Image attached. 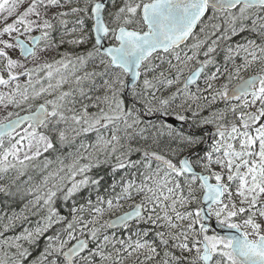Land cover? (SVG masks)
<instances>
[{
  "label": "snow or ice",
  "instance_id": "6c2138e0",
  "mask_svg": "<svg viewBox=\"0 0 264 264\" xmlns=\"http://www.w3.org/2000/svg\"><path fill=\"white\" fill-rule=\"evenodd\" d=\"M116 3L0 0V264H264V0Z\"/></svg>",
  "mask_w": 264,
  "mask_h": 264
},
{
  "label": "trees",
  "instance_id": "16d2710c",
  "mask_svg": "<svg viewBox=\"0 0 264 264\" xmlns=\"http://www.w3.org/2000/svg\"><path fill=\"white\" fill-rule=\"evenodd\" d=\"M120 6V0H117L116 3V7L118 8ZM109 10L115 11L116 8H113L111 6V4L109 5ZM89 27L91 26V22L88 21ZM109 42H114V41H109ZM71 50L70 52H77L79 54H84L85 51L90 48V46L88 45H83L80 46L78 48H74L73 46L69 45ZM88 66L93 67V68H97L99 71L103 70V65L99 64V59L97 58L94 61H89ZM98 71V72H99ZM99 77H97V80L99 81ZM127 100V98H126ZM73 151L72 148H67V149H62L61 152H55V153H50V154H46L49 155L50 158H53L55 156L61 155V153H63L64 155L67 154V152ZM43 159V157H41V160ZM56 165L53 164L52 167H55ZM34 170L33 169H29V172L32 173ZM102 171H107V169H103ZM26 179V177H22L21 180ZM0 183H2V181H0ZM19 183V182H18ZM13 191L15 192V188H13ZM81 195H84V193H81ZM32 197H25L23 200L20 199V194H16L13 196H6L3 193H0V217H3V220H0V224L7 222V217L12 216L13 213H17L19 214L22 210H23V206L25 203H27L28 200H30ZM79 202H83L82 200H80ZM71 204V201L65 203L62 199H57L56 203H55V207L58 209L59 213L61 215L64 216H68L69 213V206ZM125 209H127V207H125ZM124 209V210H125ZM32 211H35V209H33ZM120 211H117L116 213H118ZM26 215H28L29 217V222H26L24 224L25 227H33L35 226V222L40 218V216H43L45 214V212H40V216H35V215H31L28 212H25ZM108 217H106L107 219ZM58 228V226H57ZM57 230L56 228H54L52 231ZM11 234V233H10ZM51 234V233H49ZM151 238V237H150ZM44 244V240L42 239L40 242V246L41 248L43 247ZM158 251H161L162 248L158 247ZM39 251V249H37V252Z\"/></svg>",
  "mask_w": 264,
  "mask_h": 264
},
{
  "label": "rangeland",
  "instance_id": "374dc122",
  "mask_svg": "<svg viewBox=\"0 0 264 264\" xmlns=\"http://www.w3.org/2000/svg\"><path fill=\"white\" fill-rule=\"evenodd\" d=\"M26 6H27V5L25 4L24 7H26ZM21 10H23V9H21ZM110 11H112V10H110ZM9 22H11V20H9ZM0 26H2V25H0ZM198 30H199V29H197V31H198ZM35 33H39V32H34V33H32V35H34ZM113 43H114V42H113ZM190 43H191V41H190ZM86 45L90 46V48H91V47H92V42L89 41ZM90 48H88V49H90ZM70 50H71L70 46L67 45V44H65V45H63V46L60 48L59 51H60V52H65V51L70 52ZM12 55H13L14 58H16L17 56H19V53H18V52H16V53H12ZM59 58H60L59 55H56L55 57H52V56H49V55H45V56L39 61V63H43V62H45V61H47V62H52L53 59H59ZM21 60H22V62L26 63V66L29 67V68L34 67V66H35V63H36V62L32 61L31 58H29L27 61H24L23 58H21ZM17 71H19V70H17ZM62 71H64V70H62ZM68 71H71V67H70V69H69ZM84 71H88V72L96 71V72H98L99 70H98L97 68H93V67L87 66L86 68H80V70L77 72V74H78V75H82ZM40 75L43 76L44 73H41ZM25 80H26V77H23V76H22V77L20 78V81H21V82H24ZM8 90H9V89L5 88L4 86H0V92H7ZM65 90H67V86L65 87ZM125 98L128 99V97H126V96H125ZM38 102H42V101H38ZM8 111H13V109L9 108V109L5 110V109H3L2 107H0V120H3V119L7 116ZM16 111H19V110L17 109ZM191 207H195V205H192ZM189 210H191V208H190ZM118 213H119V212H118ZM116 214H117V213H116ZM158 250H159V249H158ZM142 258H143V257H141V259H142ZM162 258H163V250L161 249V251H160V256H158V257L156 258L155 261L147 262V264H157V262L160 261ZM134 260H135V257L130 258L129 261L127 262V264H133V261H134Z\"/></svg>",
  "mask_w": 264,
  "mask_h": 264
},
{
  "label": "water",
  "instance_id": "95a60500",
  "mask_svg": "<svg viewBox=\"0 0 264 264\" xmlns=\"http://www.w3.org/2000/svg\"><path fill=\"white\" fill-rule=\"evenodd\" d=\"M34 35H39V33H35ZM23 38V37H22ZM106 43H109L108 41H106ZM113 43V42H112ZM131 82H132V77H131V75L129 74V76L127 77V79H126V84H128V86H129V88L131 87ZM128 93V88H126L125 89V94H127ZM23 114H25L24 112H21V115H23ZM197 171H199V169H197ZM214 182V181H213ZM127 210V209H126ZM125 210V211H126ZM119 214H121V212H119V213H117L116 215H119ZM211 223L214 225V226H216V227H218V225H215V219L213 218V220L211 221Z\"/></svg>",
  "mask_w": 264,
  "mask_h": 264
},
{
  "label": "flooded vegetation",
  "instance_id": "af4514ba",
  "mask_svg": "<svg viewBox=\"0 0 264 264\" xmlns=\"http://www.w3.org/2000/svg\"><path fill=\"white\" fill-rule=\"evenodd\" d=\"M189 43H190V41H189ZM218 106H219V107H223V104L221 103V104H219Z\"/></svg>",
  "mask_w": 264,
  "mask_h": 264
},
{
  "label": "bare ground",
  "instance_id": "6f19581e",
  "mask_svg": "<svg viewBox=\"0 0 264 264\" xmlns=\"http://www.w3.org/2000/svg\"><path fill=\"white\" fill-rule=\"evenodd\" d=\"M125 96H126V97H128V95H127V94H125Z\"/></svg>",
  "mask_w": 264,
  "mask_h": 264
}]
</instances>
